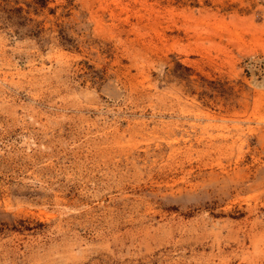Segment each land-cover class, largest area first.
<instances>
[{"label":"rangeland","instance_id":"374dc122","mask_svg":"<svg viewBox=\"0 0 264 264\" xmlns=\"http://www.w3.org/2000/svg\"><path fill=\"white\" fill-rule=\"evenodd\" d=\"M0 264H264V0H0Z\"/></svg>","mask_w":264,"mask_h":264}]
</instances>
